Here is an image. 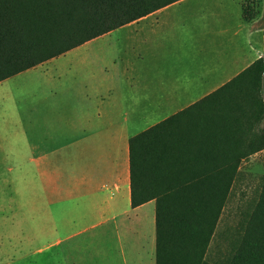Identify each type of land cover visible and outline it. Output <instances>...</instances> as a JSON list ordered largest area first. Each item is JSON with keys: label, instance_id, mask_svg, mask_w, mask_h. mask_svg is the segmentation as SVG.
<instances>
[{"label": "crops", "instance_id": "0c3cea01", "mask_svg": "<svg viewBox=\"0 0 264 264\" xmlns=\"http://www.w3.org/2000/svg\"><path fill=\"white\" fill-rule=\"evenodd\" d=\"M242 2L180 0L0 82L9 171L31 194L55 180L58 243L74 242L75 264H155V202L131 207L129 142L153 127L207 142L216 92L263 57Z\"/></svg>", "mask_w": 264, "mask_h": 264}, {"label": "trees", "instance_id": "16d2710c", "mask_svg": "<svg viewBox=\"0 0 264 264\" xmlns=\"http://www.w3.org/2000/svg\"><path fill=\"white\" fill-rule=\"evenodd\" d=\"M178 1L0 0V82ZM254 15L242 7L243 20ZM263 77L264 53L216 92L222 96L214 105L220 125L202 137L207 142H177L158 127L130 139L131 207L155 202V264H206V248L243 160L264 149L263 139H247L251 118L240 102L247 87L260 90ZM225 264H264V178Z\"/></svg>", "mask_w": 264, "mask_h": 264}, {"label": "rangeland", "instance_id": "374dc122", "mask_svg": "<svg viewBox=\"0 0 264 264\" xmlns=\"http://www.w3.org/2000/svg\"><path fill=\"white\" fill-rule=\"evenodd\" d=\"M242 3V7L254 11L251 22L263 33L264 0H243ZM246 90V99L242 100V94L240 102L251 118L245 126L247 139L264 140V77L258 92L249 87ZM259 109L263 112L260 119L256 118ZM10 157L9 147L3 146L0 149V264H75L74 242L58 243L55 180L35 179L31 194L29 187L27 191L25 173L9 171L15 164ZM263 178L264 151L243 160L206 248V264H225L256 207ZM140 245L146 247L150 242L142 239ZM144 254L151 258L148 249ZM77 264H81L79 259Z\"/></svg>", "mask_w": 264, "mask_h": 264}]
</instances>
